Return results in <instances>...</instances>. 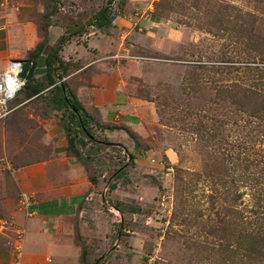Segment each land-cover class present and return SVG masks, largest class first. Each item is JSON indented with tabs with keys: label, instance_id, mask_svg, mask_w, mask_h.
<instances>
[{
	"label": "rangeland",
	"instance_id": "rangeland-1",
	"mask_svg": "<svg viewBox=\"0 0 264 264\" xmlns=\"http://www.w3.org/2000/svg\"><path fill=\"white\" fill-rule=\"evenodd\" d=\"M122 1L120 3V0H114L108 5V0H56L58 13L51 18L49 41L45 49L47 53L59 36L68 33V26L73 30L82 26L81 34H74L72 41L60 54L64 60L68 59L65 61L78 66L72 68L69 75L63 79L69 83L76 97V90L80 86L79 76L86 74L87 70L89 74L93 72V66L98 62L102 67L101 76L116 66L122 70L131 69L122 72L127 80L128 94L132 98L139 97L144 104L147 103L143 110H137L138 117H135L137 121L133 124V129L125 127L122 123L124 118L129 117L130 110L119 111V114L116 111L118 118L111 123H105L112 125L116 130L102 132L93 126L96 143H89L87 147L82 148L84 157L88 158V170L79 163L83 174L97 179L93 190L84 194L85 198L93 193L91 199L83 201L84 207H87L91 214L85 218L91 230L87 231L84 241L88 252L87 264H92L97 259L100 264H211L205 254H197L198 246L217 245V239L208 234L207 230L203 231L202 226H217L220 218L228 219L222 210L225 206L222 201L224 190L221 187L214 189L212 181L203 182L198 178L203 168L202 157L196 150V141L187 132L188 129L183 130L182 122L172 121L170 125L163 123L165 121L159 114L162 106H157L155 101L156 95L166 94L164 89L167 85L170 86V92H173L174 104L180 101L178 88L188 74L179 64L181 60H196L209 53H220L223 48L229 51L235 43L233 40L229 42L227 36L218 39L184 25L176 28L175 24L168 20L177 16L183 20L186 13L176 5L180 6L184 1L187 6L188 2L196 0ZM206 1L210 5L209 9H213L214 5L218 7L220 4H230L239 8L241 13H264V0L199 2L202 4ZM158 2L160 8H155ZM1 3L0 27L6 23V19L11 21L14 19L13 15H19V22L25 23L27 38L33 36L35 40V45L32 44L34 48L40 41L36 22L44 13V0H2ZM107 5L111 9V15L114 14L112 25L102 30L89 25L91 16ZM28 6L29 14L24 9ZM164 6L174 10L177 15H161L163 19H159L160 17L155 18L149 14L160 12ZM260 8L263 10L259 11ZM7 24L13 27L16 23ZM156 27L162 31L160 34L156 33V37L153 36L151 40L150 36L145 34L155 31ZM91 40L101 42V54L87 48ZM146 40L147 50L144 49ZM131 42L135 43L133 47ZM84 52L87 59L81 57L79 62H75L76 56ZM234 52L233 54H238V50ZM245 57L241 48L238 59L243 62ZM247 60V64L253 66L256 58L250 56ZM209 62L210 60L202 61L206 65H209ZM85 65L89 66V69L87 67L83 70ZM140 72L142 76L138 78L128 75ZM206 74L208 73L205 72L204 75ZM80 99L82 97H79ZM17 100H21V97ZM119 100L117 97V101ZM83 104L85 110L96 116L92 107H88L86 103L85 107ZM18 105L19 108L9 116L5 124L7 132L2 129L4 125L0 126V245L8 241V236L17 239L15 245H19L20 233L17 232L19 229H12L14 223L11 212L17 207L16 209L24 213L19 199L20 194H27V191L21 186V173L17 170L48 159L49 155L58 152L57 147L63 150L61 144L65 141L59 125L60 113L51 111L43 101L23 102ZM132 112L136 110L132 109ZM243 120L241 123L238 121V124L249 131ZM120 128L133 132L136 141ZM232 128L238 130L233 124L230 125L228 142L235 144L238 134L234 133L236 130ZM103 140L112 145H104ZM252 141L257 148H264L261 136L253 138ZM246 142L248 145L249 141ZM53 147H56L54 151ZM126 152L136 158L134 165L129 161ZM66 156L70 157L67 153ZM118 170L127 174L117 179V189L110 191L109 184L114 182ZM239 192H245L243 202L247 204L246 208L250 207L253 191L250 193L249 188L244 187ZM180 194L182 200H185L184 206L179 204ZM210 196L217 198L214 207L211 205ZM117 204H121L120 214L114 208ZM242 207L243 205L240 208ZM131 209L136 211L133 213ZM198 214L203 215L198 218ZM30 249V246L25 244L24 236L22 254L26 255Z\"/></svg>",
	"mask_w": 264,
	"mask_h": 264
},
{
	"label": "trees",
	"instance_id": "trees-1",
	"mask_svg": "<svg viewBox=\"0 0 264 264\" xmlns=\"http://www.w3.org/2000/svg\"><path fill=\"white\" fill-rule=\"evenodd\" d=\"M112 1L114 0H108V5ZM199 1L188 2L187 6L184 1L180 6L176 5L186 13L183 20L178 16L167 19L176 28L184 25L218 39L227 36L226 39L229 42L233 40L235 45L229 51L223 48L220 53H209L196 60H181L179 64L188 74L178 88L180 101L174 104L173 92H170V86L167 85L164 89L166 94L156 95L155 104L162 106L159 114L165 121L163 123L170 125L172 121L182 122L183 130L188 129L187 132L196 141V150L202 157L203 168L198 178L203 182L212 181L214 189L221 187L224 190L222 201L225 206L222 210L228 219L220 218L217 226H202L203 231L207 230L208 234L217 239V245L198 246L197 254H205L211 264H264V148H257L252 141L259 136L264 140V13H241L239 8L230 4H220L218 7L214 5L213 9H209L207 1L202 4ZM55 4L56 0H44V13L36 22L40 41L27 54L29 69L24 86L9 107L18 109V104L23 102L43 101L51 111L60 113L59 125L64 134L66 153L88 170V158L84 157L82 148L89 143H96L93 126L102 132L114 131L116 128L99 122L96 116L87 112L69 83L63 80L72 68L78 66L65 61L60 54L72 41L74 34H81L82 26L78 30L68 26V33L59 36L43 56L48 46L51 18L58 13ZM108 5L91 16L89 25L98 30L112 25L114 14L111 15ZM156 7L160 8L159 2L155 4ZM262 10L263 8L259 9ZM155 12L157 11L151 12V15L160 17L159 19H163L161 15L167 17L176 14L168 6H164L159 14ZM241 48L246 55L243 62L238 59ZM235 50H238L237 55L233 54ZM250 56L256 58L253 66L247 64ZM203 60H210L209 65L202 63ZM40 66H43V70L39 72ZM205 72L208 73L206 76ZM19 97L21 100L18 101ZM131 120L136 122L137 118ZM242 120L249 131L238 124ZM231 124L238 128H232L238 134L235 144L228 142ZM120 130L136 141L133 132L126 128ZM103 143L112 145L107 140H103ZM127 156L134 165V155L127 153ZM126 174L123 170H118L114 182L109 184V190L115 191L116 180ZM87 179L91 185H97L94 176L87 175ZM244 187L249 188L250 193L253 191L250 207L247 208V204L243 202L245 192H239ZM179 197V204L184 206L182 194ZM210 200L214 207L217 198L210 196ZM120 206L121 204H117L114 207L119 213L122 212ZM135 211L131 209V212ZM202 215L198 214V218ZM208 250L212 252L208 253ZM87 255L86 246L81 242L83 264H87ZM92 264L100 263L97 259Z\"/></svg>",
	"mask_w": 264,
	"mask_h": 264
},
{
	"label": "crops",
	"instance_id": "crops-1",
	"mask_svg": "<svg viewBox=\"0 0 264 264\" xmlns=\"http://www.w3.org/2000/svg\"><path fill=\"white\" fill-rule=\"evenodd\" d=\"M24 9L29 14V6ZM13 16L14 19L11 21L6 19V23L0 27V74L9 60L12 58L26 59V53L35 45L33 36L27 38L25 23L19 22V15ZM149 17L151 18V16ZM149 17H147L148 22H150ZM7 23L16 24L12 27ZM157 27L155 31H148L145 35L150 36L149 39L152 40L153 36L156 37V33L160 34L162 31L161 28L158 29ZM148 40L144 45L145 50H147ZM177 43L175 42V44ZM133 44L135 43L131 42L130 45L133 47ZM87 48L93 49L99 54L102 52L99 40H91ZM45 55L46 52L43 56ZM81 57L87 59L86 52L78 54L74 61L79 62ZM85 68L89 69V66L85 65L83 70ZM38 70L39 72L42 71L43 66L38 67ZM130 70H122L116 66L101 76V63L96 62V65L93 66V72L89 74L87 70L86 74L79 76L80 86L76 90L78 100L79 97H82L79 101L86 103L88 107H92L96 111L93 112L102 123H111L117 119L116 111L119 114L130 110L129 117L124 118L122 123L125 127L133 129L135 122L131 118L138 117L137 110H143L147 107V103L144 104L139 97L132 98L128 94L127 80L122 72ZM128 75L137 78L142 76L141 72L140 74L130 73ZM117 97L120 98L119 101H117ZM16 109L14 108L7 117L0 120V126L4 125L3 131L7 132L5 124ZM132 109L136 112H132ZM127 119L129 120L127 121ZM64 142L62 141L61 144L63 150L53 147V151L56 148L58 152L49 155L48 159L26 165L17 170L18 173H21V186L32 199L29 207L32 212L31 216H24L22 211L16 209L17 207H14L11 212L14 223L12 229H19L17 232L22 233L20 264H83L81 261V242L85 243L87 231H91L85 220L86 216L91 214L87 207H84L83 201L91 199L93 193L85 198L84 194L93 190L94 186L84 176L83 168L79 163L66 156ZM24 236L25 244L27 243L31 248L28 253H25L26 255L22 254ZM16 241L17 239L8 236V241L0 245V264H13L17 256L15 255ZM86 262L88 263V255Z\"/></svg>",
	"mask_w": 264,
	"mask_h": 264
},
{
	"label": "built area",
	"instance_id": "built-area-1",
	"mask_svg": "<svg viewBox=\"0 0 264 264\" xmlns=\"http://www.w3.org/2000/svg\"><path fill=\"white\" fill-rule=\"evenodd\" d=\"M5 2V1H4ZM3 2V3H4ZM1 3V2H0ZM1 5H3L1 3ZM13 64H16L14 62H12L11 60H9L7 63H6V66H5V69L2 71V73L0 74V87L4 88L5 91H6V85L4 84V80H5V71L6 69L13 65ZM18 78L21 79L19 77V73H18ZM25 81V79H22ZM24 86V85H23ZM22 88V87H21ZM21 88L15 92L14 96L11 98V99H7L6 100V107H0V120L7 117L12 111L14 108H10L9 107V104L10 102L14 99L15 95L21 90ZM4 98V95L3 93H0V99ZM19 204L20 206L22 207L24 213L26 216H31L32 215V212L29 210V207L31 206V198L28 194L26 193H21L20 194V199H19ZM20 235L18 236L19 237V245H15L16 248H15V252H16V259L15 261L13 262V264H20V255H21V235L22 233L19 232Z\"/></svg>",
	"mask_w": 264,
	"mask_h": 264
},
{
	"label": "clouds",
	"instance_id": "clouds-1",
	"mask_svg": "<svg viewBox=\"0 0 264 264\" xmlns=\"http://www.w3.org/2000/svg\"><path fill=\"white\" fill-rule=\"evenodd\" d=\"M22 71V65L13 64L9 66L4 75V84L6 85V91L0 87V93H3L4 98L0 99V107H6V100L11 99L15 92L23 87L25 81L18 78V73Z\"/></svg>",
	"mask_w": 264,
	"mask_h": 264
},
{
	"label": "water",
	"instance_id": "water-1",
	"mask_svg": "<svg viewBox=\"0 0 264 264\" xmlns=\"http://www.w3.org/2000/svg\"><path fill=\"white\" fill-rule=\"evenodd\" d=\"M12 62L22 65V71L19 72V77L21 79H25L28 73V69H29V63L27 62L26 59H15V60H11Z\"/></svg>",
	"mask_w": 264,
	"mask_h": 264
}]
</instances>
